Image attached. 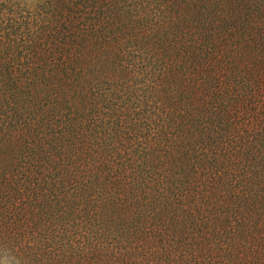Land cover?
<instances>
[{"label": "trees", "instance_id": "obj_1", "mask_svg": "<svg viewBox=\"0 0 264 264\" xmlns=\"http://www.w3.org/2000/svg\"><path fill=\"white\" fill-rule=\"evenodd\" d=\"M0 264H264V0H0Z\"/></svg>", "mask_w": 264, "mask_h": 264}]
</instances>
